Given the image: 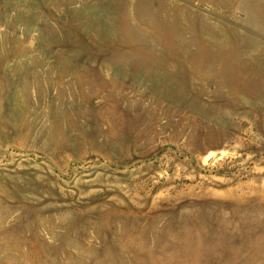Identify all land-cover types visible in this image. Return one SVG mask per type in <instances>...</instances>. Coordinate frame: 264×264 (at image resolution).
I'll list each match as a JSON object with an SVG mask.
<instances>
[{
	"label": "rangeland",
	"instance_id": "1",
	"mask_svg": "<svg viewBox=\"0 0 264 264\" xmlns=\"http://www.w3.org/2000/svg\"><path fill=\"white\" fill-rule=\"evenodd\" d=\"M0 264H264V0H0Z\"/></svg>",
	"mask_w": 264,
	"mask_h": 264
},
{
	"label": "bare ground",
	"instance_id": "2",
	"mask_svg": "<svg viewBox=\"0 0 264 264\" xmlns=\"http://www.w3.org/2000/svg\"><path fill=\"white\" fill-rule=\"evenodd\" d=\"M6 208H8V207H6ZM33 209V208H32ZM24 211V210H23ZM31 213V212H30ZM26 214V213H25ZM15 256V255H14ZM11 257V256H10ZM15 258H17V257H15Z\"/></svg>",
	"mask_w": 264,
	"mask_h": 264
}]
</instances>
